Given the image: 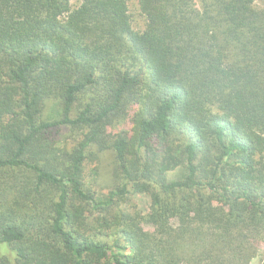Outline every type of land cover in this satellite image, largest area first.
<instances>
[{
    "label": "trees",
    "instance_id": "1",
    "mask_svg": "<svg viewBox=\"0 0 264 264\" xmlns=\"http://www.w3.org/2000/svg\"><path fill=\"white\" fill-rule=\"evenodd\" d=\"M127 1L0 0V264L259 256L264 0H136L141 31Z\"/></svg>",
    "mask_w": 264,
    "mask_h": 264
},
{
    "label": "rangeland",
    "instance_id": "2",
    "mask_svg": "<svg viewBox=\"0 0 264 264\" xmlns=\"http://www.w3.org/2000/svg\"><path fill=\"white\" fill-rule=\"evenodd\" d=\"M78 4L77 1H73L72 5L76 6ZM258 6H264L263 2L258 3ZM128 13L131 17L132 27L136 31H141L143 29V17H141L139 8L136 0H128L127 1ZM124 127V126H123ZM123 127H118L114 130L117 132L118 130L123 129ZM67 134H64L60 139V145H63L65 142H69V139L64 142ZM112 153L110 151H106L103 154L99 155L93 161H88L85 167L86 174L88 175L89 183L93 184L94 189L99 191L98 193L101 195H105L108 191L114 190L116 186L119 184V179L114 175V165L112 160ZM93 169L94 172H93ZM149 204V198L144 195H136L130 197L124 204L122 208L128 212H143L145 213ZM145 229H149L148 227H144ZM259 256L254 258L251 264H259L262 260V256H264V243H261L259 251Z\"/></svg>",
    "mask_w": 264,
    "mask_h": 264
}]
</instances>
